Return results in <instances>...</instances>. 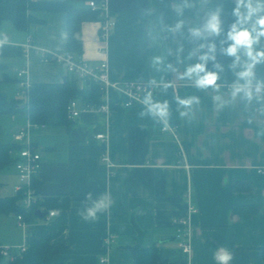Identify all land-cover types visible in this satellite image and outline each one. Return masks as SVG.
<instances>
[{
    "label": "crops",
    "instance_id": "crops-1",
    "mask_svg": "<svg viewBox=\"0 0 264 264\" xmlns=\"http://www.w3.org/2000/svg\"><path fill=\"white\" fill-rule=\"evenodd\" d=\"M90 1L105 2L115 26L103 55L101 15L83 22L82 58L91 65L106 59L113 82L154 85L152 97L168 103L167 123L178 125V138L162 133V123L146 114L145 107L122 108L115 92L107 115L83 110L73 121L34 129L31 140L41 158L35 179L38 210L45 216L24 220L22 227L15 214H0L5 220L1 229H10L3 230L6 243L18 245L29 236L61 231L54 243L64 248L53 264H134L130 247L137 243L156 246L171 264H218L215 254L221 248L231 253L229 264H264V63L255 68L252 99L233 95L236 73L248 62L243 48L239 61L227 52L234 44L228 33L236 23L237 0H187L192 7L184 9L185 27L171 32L165 26L174 29L185 0H81L76 7L88 9ZM217 10L220 34L193 36L190 30ZM33 15L39 22L28 31L4 21L0 44L22 48L18 70L27 68L30 83L73 79L63 63L42 60L43 51L67 52L66 14ZM29 38L32 47L26 49ZM210 43L216 46L215 61H208L205 70L217 72L218 63L223 71L215 86L200 88L195 77L185 74L188 67L204 63L200 58ZM253 49L264 51V37ZM156 56L162 64H153ZM191 97L198 102L191 105L189 116H182L186 109L179 101ZM86 105L79 101L80 108ZM10 115L16 129L29 121L21 112ZM97 134H104L106 141L96 139ZM12 158L17 159L15 150ZM17 183L13 165L1 171L0 196H14ZM88 193L93 200L108 193L113 201L95 220L81 215L91 204ZM188 202L196 213L191 217V252L186 254L176 235ZM107 237L114 240L108 246Z\"/></svg>",
    "mask_w": 264,
    "mask_h": 264
},
{
    "label": "trees",
    "instance_id": "trees-1",
    "mask_svg": "<svg viewBox=\"0 0 264 264\" xmlns=\"http://www.w3.org/2000/svg\"><path fill=\"white\" fill-rule=\"evenodd\" d=\"M81 0L64 1H34V0H0V28L4 21H10L19 31H28L33 24L39 22L33 15L35 12H62L66 14V51L82 56L83 42L81 25L83 22L98 19L99 11L91 8L76 7ZM22 55V48L0 44V85L12 80L18 81L16 75L12 78L8 73L4 58ZM72 100L82 101L88 105H99L101 91L98 84L87 82L84 89L79 88L77 79H64L60 83H31L26 104L22 98L8 99L0 91V114L24 113L32 123L43 125L64 124L68 122L67 107ZM20 147L15 143L0 141V172L12 166V152ZM36 186V183L34 182ZM37 187V186H36ZM21 194L11 197L0 196V214L13 213L22 216L25 221L36 218L38 203L25 209L21 206ZM61 231L49 233L43 237L29 236L26 238L25 251L17 255L13 261L3 264H53V258L64 248L54 240ZM134 264H171L162 259L156 246H143L137 243L130 247Z\"/></svg>",
    "mask_w": 264,
    "mask_h": 264
},
{
    "label": "built area",
    "instance_id": "built-area-1",
    "mask_svg": "<svg viewBox=\"0 0 264 264\" xmlns=\"http://www.w3.org/2000/svg\"><path fill=\"white\" fill-rule=\"evenodd\" d=\"M89 8L93 11H99L101 20L99 22V38L102 44L99 48V53L107 55L108 41L112 34L115 23L108 17L107 5L105 2L97 3L90 1ZM1 43V42H0ZM32 47V39L29 38L25 45L26 49ZM42 60L45 62H59L66 66L67 72L70 76L77 79L79 88L82 90L87 82H94L98 84L101 95L104 96V102L99 105H86L83 109L79 107L78 100H72L67 107V119L73 121L77 119L83 110H91L96 113L107 115L111 111V92L118 95V104L124 109H135L138 107H145L143 100L148 93L152 96L155 92V86L146 82H126L118 83L110 80L108 71V61L102 60L99 64L91 65L88 61L69 52H55L43 51ZM17 82L19 83V98L28 103L29 91L31 83L28 79L27 68H22L16 72ZM43 124L27 122V125L20 129L14 136V143L20 148L15 150L17 159L14 160L13 166L18 175V183L15 187V194H21V206L25 209L33 207L38 203V192L34 185L35 179L41 168L40 155L35 151L33 142L31 140L32 131L37 128H42ZM178 125H172L166 122L162 123L161 132L171 135L173 138H178ZM96 139L105 142L106 136L104 134H97ZM106 162L109 159L104 158ZM196 213L195 207L189 202L186 205V211L183 217L177 222V235L180 240V247L189 254L191 252L190 236H191V217ZM49 216H54L53 212ZM19 225L24 227L25 222L22 216H17ZM106 245L114 242L112 237H107ZM26 249V242L17 248L0 246V264L3 262L13 261L17 255L22 254ZM104 263L105 260L101 259Z\"/></svg>",
    "mask_w": 264,
    "mask_h": 264
},
{
    "label": "clouds",
    "instance_id": "clouds-1",
    "mask_svg": "<svg viewBox=\"0 0 264 264\" xmlns=\"http://www.w3.org/2000/svg\"><path fill=\"white\" fill-rule=\"evenodd\" d=\"M192 7L191 4L185 0V3L177 10V16L181 17L177 20L174 29L165 26V31H181L185 27V20L182 18L184 15V9ZM236 17V23L231 25V31L228 33L229 39L234 41V44L227 49L229 55L235 56L239 61L238 52L241 48L245 50V55L248 58L242 69L236 73L237 83L233 90V95L243 93L248 99H252L251 84L255 76V68L257 64L264 63V51L254 52L253 46L258 42L260 37H264V0H237V5L234 10ZM220 12L209 13L204 23L199 27L192 28L191 34L197 38H208L214 35H219L220 28ZM156 39V36L152 37ZM203 47V45L201 46ZM216 46L214 43L208 45V52L200 59L204 61L202 64H195L188 67L186 76L188 78L195 77L196 84L200 88L213 87L219 78L218 72L223 71V67L220 64H215L217 72H206L205 65L208 61H215ZM163 63L161 57L156 56L153 58L154 65H160ZM233 68L237 67V64L232 65ZM204 73V75H201ZM198 97H191L182 99L179 101L182 107L186 110L181 112L182 116H189L190 107L194 102H198ZM143 104L146 108V114L150 115L154 119L166 125L167 120L170 118L169 105L165 102L154 101L152 94L148 93ZM87 200L91 202L90 206L86 207L81 213L85 220H95L98 213L109 209L113 203L110 194L105 193L99 198L93 200L92 194H87ZM57 213L54 211L53 215ZM215 259L218 264H229L232 259L231 253L227 249L221 248L215 254Z\"/></svg>",
    "mask_w": 264,
    "mask_h": 264
},
{
    "label": "rangeland",
    "instance_id": "rangeland-1",
    "mask_svg": "<svg viewBox=\"0 0 264 264\" xmlns=\"http://www.w3.org/2000/svg\"><path fill=\"white\" fill-rule=\"evenodd\" d=\"M7 25H12L9 21L6 22ZM12 27V26H11ZM7 63L8 66V73L13 78L16 75V72L18 69L22 66L21 57H11L6 58L4 60ZM6 87V95L8 99H19L18 93H19V83L15 80L2 83L0 85V90L3 92L2 88ZM16 123L17 121H14L12 119V116L10 114H0V141L3 143H8L13 139V137L20 131L21 128L27 125V123L20 127V129H16ZM5 215V214H2ZM1 217V216H0ZM3 218H0V234H2L0 238V246L2 247H13L17 248L22 246L25 243V239L19 243L18 245H9L6 243V234L3 230H5L8 227L2 228L3 224L5 223V220H2ZM2 230V232H1ZM8 230H10L8 228Z\"/></svg>",
    "mask_w": 264,
    "mask_h": 264
},
{
    "label": "water",
    "instance_id": "water-1",
    "mask_svg": "<svg viewBox=\"0 0 264 264\" xmlns=\"http://www.w3.org/2000/svg\"><path fill=\"white\" fill-rule=\"evenodd\" d=\"M35 214L38 217H44L45 216V214L44 213H41V211H39V210H36Z\"/></svg>",
    "mask_w": 264,
    "mask_h": 264
}]
</instances>
